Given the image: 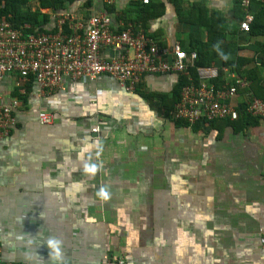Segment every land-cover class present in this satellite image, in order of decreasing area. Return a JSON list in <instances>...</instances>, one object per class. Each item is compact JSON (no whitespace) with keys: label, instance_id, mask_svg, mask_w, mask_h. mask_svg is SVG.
<instances>
[{"label":"crops","instance_id":"crops-1","mask_svg":"<svg viewBox=\"0 0 264 264\" xmlns=\"http://www.w3.org/2000/svg\"><path fill=\"white\" fill-rule=\"evenodd\" d=\"M262 3L255 0L253 12ZM149 4L148 12L142 0H77L42 13L52 17L50 28L58 14L87 23L106 13L114 32L141 31L167 53L202 44L197 76V69H210L218 73L213 84L240 79L251 92L252 83L264 89V35L240 29L236 0ZM200 13L207 23L217 18L214 36L206 22H196ZM212 37L217 41L210 43ZM101 55L116 56L109 47ZM179 78L147 75L143 90L171 95ZM17 82L15 76L0 82V104L17 99L16 89L26 96L18 99L11 134L0 141L3 262L102 264L121 257L124 264H264L263 121L245 130L219 121L196 131L178 127L157 103L109 77L66 80L48 95L31 81L22 88ZM241 90L232 105L242 103ZM42 111L53 115L52 125L40 124ZM49 240L59 241L58 257Z\"/></svg>","mask_w":264,"mask_h":264},{"label":"built area","instance_id":"built-area-1","mask_svg":"<svg viewBox=\"0 0 264 264\" xmlns=\"http://www.w3.org/2000/svg\"><path fill=\"white\" fill-rule=\"evenodd\" d=\"M112 5L116 0H104ZM244 12L239 24L248 33L255 20L253 5L255 0H236ZM148 5L150 0H142ZM68 25L69 33L65 26ZM112 21L106 13L92 15L85 23L73 14H58L53 27L56 32L25 33L14 29L5 20H0V82L7 77H17V86L22 88L33 81L41 95H48L64 89L66 80L95 82L100 77H109L118 82L128 93H135L147 75L178 73L187 79L181 89L179 101L171 115L175 119L187 120L194 124L207 120H236L239 111L231 103L238 88L249 90V83L236 80V86L216 89L209 82L218 73L214 70L197 69L198 85L191 74L196 68L198 55L195 51L187 53L180 45L173 46L167 53L143 32L127 29L114 32ZM111 48L116 56L102 57L103 49ZM225 71V70H224ZM223 71V72H224ZM245 112L264 122V100L245 93ZM21 106L18 99L10 104H0V141L8 137L16 124L14 110ZM41 125L54 122L50 112L38 115ZM260 243L264 249V229ZM0 264H15L3 262ZM102 264H124L121 257H106Z\"/></svg>","mask_w":264,"mask_h":264},{"label":"trees","instance_id":"trees-1","mask_svg":"<svg viewBox=\"0 0 264 264\" xmlns=\"http://www.w3.org/2000/svg\"><path fill=\"white\" fill-rule=\"evenodd\" d=\"M77 0H0V20L5 19L12 28L20 30L22 32L26 33H36V32H45V33H55L56 32V27L50 28L49 25L51 23L52 17L50 15H46L42 13V10H50L53 13L57 11H63L66 9L67 4L73 3ZM36 4V7L33 5ZM89 3H87L88 5ZM260 6V5H259ZM255 7L254 8V15H255V20L251 26L250 34L251 35H264V3L261 4V7ZM236 8L238 9L239 13L241 11L242 16L244 17L243 10L241 9L240 5L237 4ZM151 9V4L146 5V9ZM141 10V11H144ZM199 10V9H198ZM149 12V10H147ZM146 11V12H147ZM196 22L199 24H202L206 22V18L204 14L200 13V16L196 17ZM218 20L217 18L213 20L211 23L206 22V26L209 28V32L211 33L213 30L217 29L218 27ZM65 32L69 33L68 25L65 26ZM24 32V33H25ZM216 33H211L212 36H214ZM213 41H217L216 37H212L210 40V43ZM193 43H197L196 41H193ZM203 46L202 44H200ZM199 45V46H200ZM192 49H195V51L198 54V58L200 55L201 48L198 46V44H193ZM193 52V51H190ZM187 52V53H190ZM198 61V60H197ZM203 63V62H202ZM201 62H196V68L199 66H202ZM242 66V65H241ZM196 68L191 69V74L193 78L195 79L193 83L195 85H198L197 80L198 76L196 74ZM240 68V67H238ZM245 72V71H244ZM246 77L251 81L252 73L251 72H246ZM252 82V81H251ZM30 83H34L31 81ZM187 79L184 77L179 78L178 85L173 89L171 92V95L168 94H161V93H149L145 92L143 90V85H139L136 90H135V95H138L140 98L142 97L143 99L151 102V103H157L159 106V109H163L165 111V114L167 117H169L171 120H173L178 127H191L194 128L196 131H198V128L200 125L202 126H211L214 125V127L217 126L219 121H223L228 123L234 128H237L240 126L241 130H245L246 128L256 125L259 123V118L254 117L248 113L245 112V102L244 99L242 103L236 107L239 111V117L236 120H207L206 121H197L194 124L189 123L187 120L183 119H175L171 115V112L174 110L175 104L178 103L181 89L184 85H186ZM28 84V83H26ZM216 84V89H222V86H219L218 82ZM231 86H236V81L233 82L230 85H227L226 88H229ZM252 86V93L254 96L257 98L264 100V89L261 87V83L253 85ZM247 89H242L241 91H250ZM13 96L22 102H26V96L24 94L20 93L19 89H16L13 93ZM230 103V102H229ZM170 113V115H169Z\"/></svg>","mask_w":264,"mask_h":264},{"label":"clouds","instance_id":"clouds-1","mask_svg":"<svg viewBox=\"0 0 264 264\" xmlns=\"http://www.w3.org/2000/svg\"><path fill=\"white\" fill-rule=\"evenodd\" d=\"M48 247L52 250V253L55 257L59 256V241L49 240L47 242Z\"/></svg>","mask_w":264,"mask_h":264},{"label":"rangeland","instance_id":"rangeland-1","mask_svg":"<svg viewBox=\"0 0 264 264\" xmlns=\"http://www.w3.org/2000/svg\"><path fill=\"white\" fill-rule=\"evenodd\" d=\"M34 6L36 7V4H35ZM225 71H227V70H225ZM225 71H224V72H225ZM98 91H99V90L97 89V92H98Z\"/></svg>","mask_w":264,"mask_h":264}]
</instances>
